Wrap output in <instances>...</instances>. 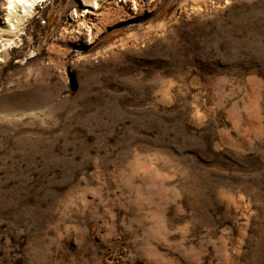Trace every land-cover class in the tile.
<instances>
[{"label":"rangeland","instance_id":"374dc122","mask_svg":"<svg viewBox=\"0 0 264 264\" xmlns=\"http://www.w3.org/2000/svg\"><path fill=\"white\" fill-rule=\"evenodd\" d=\"M94 1L0 17V264H264V0Z\"/></svg>","mask_w":264,"mask_h":264},{"label":"bare ground","instance_id":"6f19581e","mask_svg":"<svg viewBox=\"0 0 264 264\" xmlns=\"http://www.w3.org/2000/svg\"><path fill=\"white\" fill-rule=\"evenodd\" d=\"M40 1L42 0H7L8 6L5 7L0 17L5 18L4 23L7 24L8 30L17 32L21 22L33 12L35 5ZM84 1L87 4L88 0ZM90 4L95 8L99 7L97 0ZM86 11L89 12L90 9H86Z\"/></svg>","mask_w":264,"mask_h":264}]
</instances>
